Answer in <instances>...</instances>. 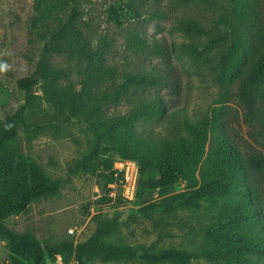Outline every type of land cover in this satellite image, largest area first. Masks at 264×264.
<instances>
[{"label":"rangeland","instance_id":"1","mask_svg":"<svg viewBox=\"0 0 264 264\" xmlns=\"http://www.w3.org/2000/svg\"><path fill=\"white\" fill-rule=\"evenodd\" d=\"M71 26L75 36L54 45L53 35ZM233 31L241 39L240 48L259 42L264 49V0H0V122L24 105L18 82L36 72L45 50L51 51L49 67L62 75L35 86L17 143L27 159L59 184V193L32 200L6 225L34 236L48 250L67 243L76 249L115 223L103 244L130 247L138 255L110 261L90 257L87 264H152L139 256L167 249L196 254L214 249L217 241L204 231L226 206L239 204L237 195L207 198L198 208L166 217L139 215L129 222L145 205L147 193L138 196L140 181L158 178L159 170L148 169L141 177L137 160L125 158L109 142L98 143V125L87 110L75 114L71 109V101H77L105 117L126 115L136 107V97L146 102L157 97L164 112L139 121L137 133L158 144L187 136L183 121L216 120L241 151L249 201L257 214L240 220V231L246 240L264 241V170L252 171L249 162L252 156L264 157V80L243 95L242 82L252 63V58L243 60V53L235 57L226 79L219 74ZM141 75L160 83L126 92L129 79L140 83ZM208 151L209 144L206 157ZM127 163L138 173L134 194L124 182ZM186 191L187 183L181 181L172 185L170 195ZM161 199L157 192L148 198ZM10 254L9 242L0 238V264H12ZM46 259L47 264H80L75 254L46 252ZM191 263L211 264L203 258ZM242 264L264 260L247 256Z\"/></svg>","mask_w":264,"mask_h":264},{"label":"trees","instance_id":"2","mask_svg":"<svg viewBox=\"0 0 264 264\" xmlns=\"http://www.w3.org/2000/svg\"><path fill=\"white\" fill-rule=\"evenodd\" d=\"M117 22L119 23L118 20ZM75 31L74 26L57 31L53 35V44L57 45L59 41L74 37ZM232 36L233 43L219 63V74L226 79L235 57L240 53L244 54L243 60L246 62L252 58L248 74L242 82V93L246 96L249 87L264 80V49L259 42L240 48L241 39L236 40L234 31ZM50 52L45 50L32 76L18 82L19 89L25 95L24 105L16 114L0 122V238L10 244L12 264H47L46 252L50 255L75 254L80 264H87L90 257L97 256L106 261L137 258L133 248H116L103 244L102 241L115 229V223L109 224V227L100 230L91 241L79 245L76 249L73 244L67 243L48 250L34 236L17 233L5 223L9 217L25 212L32 200L55 197L60 190L59 184L49 179L35 161L27 159L17 144L18 127L35 99V86L41 80L55 81L62 77L60 72L54 71L48 65ZM159 83L158 78L148 79L141 75L140 83H136L133 78L129 79V86L125 90L128 92L135 88L136 92L139 87L157 86ZM71 104L74 105L71 109L76 111L75 114L87 110L88 115L93 116L92 120L98 125V143L109 142L125 158L137 160L141 164V177L146 176L148 169L159 170L158 178L140 181L138 196L142 198L144 193H147V197L143 198L145 205L129 217V222H136L139 215L147 219L155 216L166 217L180 209L198 208L199 201L203 199L220 200L237 195L239 204L226 206L220 212L219 220L204 231L211 240L217 241L214 249L200 254L178 249L145 252L139 256L141 260L152 264H192L193 260L200 258L211 264H242L247 261V256L264 260V241L246 240L238 223L257 215L255 207L249 201L250 183L245 161L241 151L221 133L216 120L205 117L195 124L183 121L182 128L187 136L176 141H161L155 144L138 134L136 128L139 121L164 112L163 104L157 97L148 102L136 97V107L129 113L109 117L86 108L82 102L71 101ZM249 162L252 171L264 170L263 156H252ZM181 181L187 183L188 191L170 195L172 185ZM154 192L162 198L160 201L148 200Z\"/></svg>","mask_w":264,"mask_h":264},{"label":"built area","instance_id":"3","mask_svg":"<svg viewBox=\"0 0 264 264\" xmlns=\"http://www.w3.org/2000/svg\"><path fill=\"white\" fill-rule=\"evenodd\" d=\"M126 168L124 170V167H123V171L124 172V182H125V185L126 187L128 188L129 187V190L130 188H132V194H134L135 190H136V183H137V169H136V166L134 164H131V163H127L126 165Z\"/></svg>","mask_w":264,"mask_h":264}]
</instances>
